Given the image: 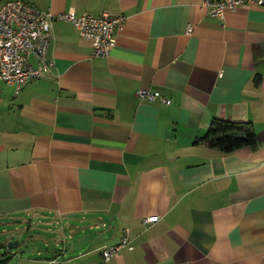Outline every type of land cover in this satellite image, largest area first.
Segmentation results:
<instances>
[{"label":"crops","instance_id":"crops-1","mask_svg":"<svg viewBox=\"0 0 264 264\" xmlns=\"http://www.w3.org/2000/svg\"><path fill=\"white\" fill-rule=\"evenodd\" d=\"M25 1L125 21L107 57L54 21L51 71L18 94L0 82V221L47 227L7 264H99L125 234L107 264H264V5ZM213 118L250 122L257 145L196 143Z\"/></svg>","mask_w":264,"mask_h":264},{"label":"built area","instance_id":"built-area-1","mask_svg":"<svg viewBox=\"0 0 264 264\" xmlns=\"http://www.w3.org/2000/svg\"><path fill=\"white\" fill-rule=\"evenodd\" d=\"M256 3L264 5V0H202L201 7L209 11L213 18H222L225 11H235L239 7ZM54 21L71 23L80 37L91 42L94 57H107L115 45V34L125 21L124 16H112L107 12L99 16L86 13L77 16L73 11L53 15L51 11H41L25 0H10L0 8V82L14 85L16 94L23 86L43 77L53 68L48 58L51 33ZM188 26L187 33L191 31ZM36 58V65L31 61ZM0 90V97H1ZM140 101L170 105V99L160 91L143 90L136 92ZM157 221L156 217H147L144 224ZM129 245L125 234L119 244L101 252V262L107 264L117 253Z\"/></svg>","mask_w":264,"mask_h":264},{"label":"trees","instance_id":"trees-1","mask_svg":"<svg viewBox=\"0 0 264 264\" xmlns=\"http://www.w3.org/2000/svg\"><path fill=\"white\" fill-rule=\"evenodd\" d=\"M240 134L242 136L238 137ZM196 143L223 153H231L243 147L254 148L257 145V140L250 122L213 118L205 133L196 140ZM9 260L6 259L1 264H7Z\"/></svg>","mask_w":264,"mask_h":264},{"label":"rangeland","instance_id":"rangeland-1","mask_svg":"<svg viewBox=\"0 0 264 264\" xmlns=\"http://www.w3.org/2000/svg\"><path fill=\"white\" fill-rule=\"evenodd\" d=\"M25 217V216H24ZM28 224L24 222H16L13 219L0 221V264L6 259L12 258V253L26 257L30 249L28 244L32 241V236H36V243L43 245V242L38 237L46 235V225L43 223L34 222L30 229ZM19 242V247L14 250H9L10 243Z\"/></svg>","mask_w":264,"mask_h":264},{"label":"water","instance_id":"water-1","mask_svg":"<svg viewBox=\"0 0 264 264\" xmlns=\"http://www.w3.org/2000/svg\"><path fill=\"white\" fill-rule=\"evenodd\" d=\"M242 135H238V137H241ZM19 247V242H15V243H10L8 245V249L9 250H14V249H17Z\"/></svg>","mask_w":264,"mask_h":264}]
</instances>
